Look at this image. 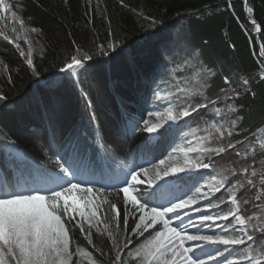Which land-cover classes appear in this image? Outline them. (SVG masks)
<instances>
[{
    "label": "trees",
    "instance_id": "obj_1",
    "mask_svg": "<svg viewBox=\"0 0 264 264\" xmlns=\"http://www.w3.org/2000/svg\"><path fill=\"white\" fill-rule=\"evenodd\" d=\"M17 3L18 15H22L26 25L42 31V35L30 32L37 49L34 60L41 76L33 77L20 50L11 39H4L9 31L5 19H1L0 60L7 67L0 66V89L9 96V101L8 107L0 104V178L11 181L13 171L47 175L45 169L52 165L45 163L44 153L53 155L55 150H62L67 138L77 131L81 146L78 157L84 160L91 157L94 164L101 145L111 159L141 155L161 159L173 152L180 141L179 135L183 133L186 137L185 127L209 132L213 129L212 122L219 121L215 109L234 104L240 119L236 120V115L227 110L221 113L230 126L232 121L236 122L233 134H225L221 147L231 143L235 148L220 156L207 157L205 162L216 168H227L226 189L236 180L241 181L244 187L237 189L241 214L248 217L255 213L260 217L256 222L264 223V182L261 181L264 176V148L261 147L264 143V80H261L264 57L260 55V45L264 44V0H248L247 6L244 0H231V9L227 0H67V3L65 0H17ZM247 7L253 12L249 13ZM252 19L261 27L260 32L255 30ZM108 41L120 42L123 51L118 48L119 55L97 54V45ZM165 46L170 48L171 55L165 54L166 66L161 67L158 55ZM41 47L45 49L42 56ZM77 47L94 55L86 67L85 88L75 78L59 71L76 54ZM195 56L199 65L194 63ZM186 60L196 67H190ZM201 64L214 66L218 75L209 78V86L204 90L206 98L196 96L192 102L211 100L215 104L180 120L179 131L161 140L145 143L146 133L137 132L132 136L123 131L126 118H134L137 107L143 109L139 112L143 119L145 109L161 103L155 100L156 90L176 92L177 87L198 85L200 81L194 80V74ZM9 74L11 84L7 82ZM225 75L230 78L229 85L222 80ZM243 79L249 80L247 86L242 84ZM221 89H227L228 95H233L232 89H235L240 95L234 101H226ZM81 92L87 95L82 96ZM170 102L176 103V97ZM91 113H95L94 122L89 120ZM5 134L17 141L15 151L5 148ZM241 168H248V174H241ZM232 169L237 175H232ZM253 170L256 177H251ZM198 171L184 174L183 189L199 181V175L208 169ZM248 178L253 179L255 187L247 184ZM225 191L215 197L221 200ZM257 196L261 199L257 200ZM121 197L109 195L121 207L123 220ZM245 199L248 204L243 203ZM229 206L225 203L219 208ZM72 235L74 246L79 244L102 264H111L114 253L110 251L111 241L106 233L101 236L93 229V241L107 253L104 256L88 245L83 235L77 232ZM255 240L262 243L264 233L256 232Z\"/></svg>",
    "mask_w": 264,
    "mask_h": 264
},
{
    "label": "snow or ice",
    "instance_id": "obj_2",
    "mask_svg": "<svg viewBox=\"0 0 264 264\" xmlns=\"http://www.w3.org/2000/svg\"><path fill=\"white\" fill-rule=\"evenodd\" d=\"M244 4L247 6L248 0H244ZM227 6L229 9L232 8L231 0H227ZM247 11L252 13L253 9L247 7ZM19 12L20 7L17 0L13 2L0 0V19L10 14L12 21L18 22L25 33L32 32L42 35L41 29L26 25L22 15H18ZM152 23L154 26L156 22ZM251 23L257 32L261 31L255 19H252ZM12 32H16V28H13ZM4 39L9 40L10 38L5 36ZM10 42L20 50V56L25 57L31 75L39 78L41 71L34 60L32 42L26 40L27 52L16 40L13 39ZM118 48L123 51V45L120 42L108 41L97 45V54L117 53L119 55ZM44 50L41 47V56ZM75 53L69 57L59 71L78 80L80 72L86 69L88 63L94 59V55L80 47L75 49ZM166 53L171 55V50L167 46L158 55L161 67L166 66L164 59ZM260 55L264 57V44L260 45ZM193 58L196 59V57ZM185 63L190 67H196L195 64H191V61L186 60ZM0 66L7 67L2 60H0ZM217 75L218 72L214 66L201 64L196 73V78L200 83L194 88L177 87L176 92L156 90L155 100L169 102L168 106L163 111H148L147 119H143L142 122L129 119L123 131L132 136H135L137 132L146 133L145 143L150 140H161L165 136H173L179 131L178 122L180 120L191 117L201 108H208L209 104L216 103L211 100L208 103H193L192 101L196 96L206 98L204 90L209 86L208 80ZM222 80L225 85L231 83L228 75L223 76ZM261 80H264V76H261ZM7 82L12 83L10 74L7 76ZM242 84L247 86L249 80L243 79ZM221 91L225 94L226 101H234L240 95L235 89H232L233 95H228L227 89H221ZM81 95L86 96L87 94L81 92ZM252 95L254 96L255 93ZM173 97H176V103H170ZM8 101L9 96L0 89V104L8 107ZM87 104L90 108L91 101H87ZM225 110L235 114L236 120L240 119L239 109L234 104H226V108L215 109L216 113H224ZM89 120L90 122L95 121V113L90 114ZM210 127L215 129L220 139H223L225 134L227 136L233 134L231 130H224L223 125L215 122ZM231 127H236L235 120L232 121ZM196 132L197 129L191 128L185 134L196 139L195 146L193 140H187V147L174 148L173 152L168 153L164 159H160L159 166L154 165L152 169L141 167L131 172V182H126L123 187L114 188L112 193H109L108 189L103 186L97 188L94 184L85 183L78 178L83 166L78 159L81 147L78 131L67 138L61 146L62 150H55L53 155L44 153L45 163L52 165V168L45 169L50 175L51 186L44 189L28 188L21 183L9 181L7 177L0 178V264H79V259L84 253L79 244L74 246L73 232L83 235L87 244L96 249L101 256L107 255L101 247L94 243L93 229L101 236L106 233L107 239L111 241L110 251L114 253L111 264H122V255L125 254V249H129L132 235L144 237L143 242H138L135 247L134 256L137 264H236V261L225 257V252L237 245H243L248 250L240 264H264V259L251 254L259 251L260 256H264V245L259 246V249L254 247L255 233H264V223L256 222L260 217L255 213L248 217L241 214V202L236 192L238 188L244 187L240 180L232 184L234 191L226 200H220L216 204L210 201L207 206L209 209L219 208L220 204L226 203L230 205L227 212L199 216L200 224L207 225L209 228L217 226V221H228V224L222 226L220 234L201 233L199 226L193 223L191 218H189V224L197 228L195 233H190L187 227L175 224V221L183 223L182 215H187L188 210L194 209L199 212L201 200L209 199L210 195L226 190L227 178L217 179L213 175L209 183L204 185L207 191L197 186L199 183L197 181V184L189 189L190 195L167 199L168 193L165 191V186L183 181L186 178L184 174L194 170L212 168V163L205 162V156L209 158L220 156L228 149L235 148V145L231 143H228L226 147H207L202 138L195 137ZM5 141V148L10 151L18 148L17 141L8 138L6 134ZM261 147L264 148V143ZM237 155L240 154L237 153ZM240 173L247 175L248 168H241ZM232 175H237L235 169H232ZM256 175V171L253 170L251 177H256ZM141 176L147 177V181L141 179ZM160 181H163V184H159ZM261 181L264 182V176H261ZM144 183L153 189L150 199H167V203L150 206V201L144 200L143 192L136 188V185ZM247 184L255 187L251 178L247 179ZM113 193L116 197H121L122 194L123 220H121V207L109 199V195ZM256 199L260 200L261 197L257 196ZM243 203L248 204L249 201L245 199ZM105 206L107 211H102ZM254 206L259 207V205ZM129 207L134 218V227L131 232L128 229L127 219ZM109 212L113 215L109 216ZM136 212L140 213L138 217L135 216ZM150 229L154 231L149 232ZM145 233H148L147 237ZM207 246L224 247H216L213 254L206 251ZM198 251L202 255H197ZM128 254H132L131 249ZM88 255L91 256V253ZM92 264H97V261L93 259Z\"/></svg>",
    "mask_w": 264,
    "mask_h": 264
},
{
    "label": "rangeland",
    "instance_id": "obj_3",
    "mask_svg": "<svg viewBox=\"0 0 264 264\" xmlns=\"http://www.w3.org/2000/svg\"><path fill=\"white\" fill-rule=\"evenodd\" d=\"M5 22L4 24L6 26H8V31L9 33L6 34L5 36H8L11 40H16L17 42H19L21 44V48L27 52V42L26 40H30L33 44V48H34V52H33V56L35 55V53L37 52L36 46H34V41L31 40L30 38V32L25 33L23 31V29H21L20 25L18 22H13L10 14L5 16ZM2 19V20H4ZM0 25L1 24V19H0ZM16 28V32H12V29ZM196 57V56H195ZM35 58V56H34ZM194 63L195 64H200V62L196 59ZM199 71V69L195 70V76H194V80L196 81V73ZM79 85H81L83 88H85L86 86V69L82 70L79 74V78L78 80H76ZM169 102H161V105L158 103V105H156V109H151L150 111H163L167 106H168ZM170 103H174V102H170ZM219 121L214 120L213 122L217 123L218 125H223V129L224 130H231L232 131V127L229 125V120L227 121V119L222 118L221 113H218V117ZM154 119V118H153ZM212 122V123H213ZM194 128V127H193ZM191 128L189 127H185L184 130H186L185 134L189 132ZM197 129V132L195 134V137L197 138H202L204 145L207 147H221L222 146V139L219 138V134L215 131V129H211L209 132H203L201 131L199 128H195ZM179 139L180 141H178V145L177 146H183V147H187V140H193V145L195 146L196 144V139H194L193 136L191 135H187L186 137L184 136V134L182 133L181 135H179ZM176 146V147H177ZM175 147V148H176ZM193 155H195V153H193ZM208 156H205V159ZM83 166L80 169V175H79V179L85 183L88 184H94L97 188L103 186L105 188L108 189V191H113L114 188H120L123 187L122 185V179H127L131 182L130 180V175L131 172L133 171H137L139 170L141 167H145V168H149L152 169L153 166H159V162H155L152 161L150 159H146L143 158L141 159L140 163L137 164L135 161H125L122 159H117L114 162V167L111 168H107L106 170V175H104L103 170L101 168H95L93 166H89L86 164H82ZM198 170H194L193 172H190L191 174L196 172ZM189 174V173H188ZM215 175L217 177V179H222V178H227L228 174H227V168L225 167H213L209 168L208 171H205L203 173H201L199 176V183L197 186L203 188L204 191H207V188H204V185L209 183L211 176ZM141 179H144L145 181H147V177L141 176ZM35 184H32L31 182H25L22 179H18L16 180L15 183H21L23 185H25V187L31 188V187H40L41 189H44L46 187L51 186V182H50V178L49 179H33ZM159 184H163V181L158 182ZM121 184V185H120ZM194 184H197V182L192 183V185L190 187H188V189H186L185 191H180V190H175L177 188V183L175 184H170L165 186V191L168 193L167 195V199H175L176 197H185L186 195H190L191 192L189 191V189H191L193 187ZM144 186V187H143ZM136 188L143 192V198L144 200H149L150 201V206H154L156 204H163V203H167V199H161V200H152L151 198V193L153 191V189L147 184L144 183L142 185H136ZM234 191V189L231 187H228L224 193V195L222 196L221 200H226L229 196V194H231ZM236 192H238L236 190ZM217 193L210 195L209 199H205V200H201L199 207H200V211L197 212L194 209H190L188 210V214L187 215H182V221L183 223H181V221H175V224L180 226V227H187V230L190 233H195L197 231L196 227H193L189 224V218H191L192 222L195 223L196 225L199 226V230L201 233L203 234H208V235H213V234H220L222 232V226L225 224H228V221H224V220H220L216 222L217 226H213L211 228H209L207 225H201L200 221H199V216L203 215V214H209V215H215L217 213L223 214L225 212L228 211L229 207L227 208H216V207H212V208H208V204L211 201L213 204L219 203L220 199L215 197ZM115 202V201H114ZM102 211H107V207L105 206L104 209H102ZM139 212L135 213V216L138 217L139 216ZM113 215V213L109 212V216ZM77 219H79V217H77ZM128 229L129 232H131V229L134 227V218H133V214H132V210L129 207V212H128ZM231 219V218H230ZM122 220V219H121ZM101 227H103V225H101ZM154 230H149V232H152ZM148 236V233H145V237ZM132 243L129 245V249L132 250V254H128L129 253V249H125L124 250V255H122L121 261L122 264H137V259L134 256V251H135V247L138 245V242H143L144 237H137L132 235L131 237ZM264 245V241L262 243H257V241L255 240V245L254 247H256L257 249H259V246ZM216 247H221L223 248L224 246H207L206 247V251L210 252V253H215V249ZM82 252L84 253V255L82 257H80L79 259V264H92V260L95 259L93 257V255L91 254V256L88 255L89 252H87L85 249H82ZM248 252V250L245 248V246L243 245H237V246H233L232 248H230L228 251L225 252V257L228 260H234L236 261V264H240V261H242L246 255V253ZM254 256H258L262 259H264V256H260L259 251L251 253ZM197 255H202V253L198 252ZM112 256V253H111ZM222 260L224 258H221ZM96 260V259H95ZM97 261V260H96ZM97 264H102L101 262L97 261Z\"/></svg>",
    "mask_w": 264,
    "mask_h": 264
},
{
    "label": "bare ground",
    "instance_id": "obj_4",
    "mask_svg": "<svg viewBox=\"0 0 264 264\" xmlns=\"http://www.w3.org/2000/svg\"><path fill=\"white\" fill-rule=\"evenodd\" d=\"M129 119H131V120H134V118H126V120H125V123H124V125L123 126H125L126 124H127V122H128V120ZM117 159H121L120 157H114V158H112V163L110 164V165H113L114 164V162H115V160H117ZM102 166H104V167H106L107 168V166L106 165H104L103 163H102ZM108 167H110L109 165H108ZM126 182H129L130 183V181L129 180H127V179H122V185L121 186H125V183Z\"/></svg>",
    "mask_w": 264,
    "mask_h": 264
},
{
    "label": "water",
    "instance_id": "obj_5",
    "mask_svg": "<svg viewBox=\"0 0 264 264\" xmlns=\"http://www.w3.org/2000/svg\"><path fill=\"white\" fill-rule=\"evenodd\" d=\"M261 28V27H260Z\"/></svg>",
    "mask_w": 264,
    "mask_h": 264
}]
</instances>
